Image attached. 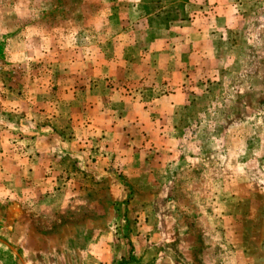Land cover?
I'll list each match as a JSON object with an SVG mask.
<instances>
[{
    "label": "rangeland",
    "instance_id": "rangeland-1",
    "mask_svg": "<svg viewBox=\"0 0 264 264\" xmlns=\"http://www.w3.org/2000/svg\"><path fill=\"white\" fill-rule=\"evenodd\" d=\"M178 68L168 139L86 130ZM0 264H264V0H0Z\"/></svg>",
    "mask_w": 264,
    "mask_h": 264
},
{
    "label": "crops",
    "instance_id": "crops-1",
    "mask_svg": "<svg viewBox=\"0 0 264 264\" xmlns=\"http://www.w3.org/2000/svg\"><path fill=\"white\" fill-rule=\"evenodd\" d=\"M162 71L166 72L163 80L167 81H163V83L170 86L167 89L168 94L162 95L163 93L157 88L150 89L158 94L151 102H140V97L133 98V96H129V99L121 102L118 94L119 90L104 87L105 95L108 98V106L103 107L101 102H93L89 105L91 106L89 107L90 114L88 113L87 117L90 119L88 121L91 122H88L86 130L90 132V128L94 126L97 128L98 134L106 135L105 140L110 143L111 150L114 148L116 137L120 135L126 138L127 142L132 141L133 143L132 137L134 136L137 137V142L155 141L157 134H160L162 140L166 136L168 139L172 119H175L176 115L186 105L185 97L182 95L181 90L176 87L179 86L181 80L182 83L184 82L186 75L180 68ZM100 90L101 88L98 87L97 92ZM90 115H92V118H90ZM133 126L139 127L134 129Z\"/></svg>",
    "mask_w": 264,
    "mask_h": 264
}]
</instances>
